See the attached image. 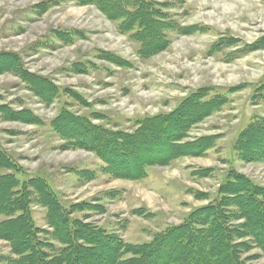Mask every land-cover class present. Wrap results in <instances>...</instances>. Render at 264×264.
I'll list each match as a JSON object with an SVG mask.
<instances>
[{"label":"rangeland","instance_id":"374dc122","mask_svg":"<svg viewBox=\"0 0 264 264\" xmlns=\"http://www.w3.org/2000/svg\"><path fill=\"white\" fill-rule=\"evenodd\" d=\"M143 1L171 27L169 45L145 58L140 43L120 32L122 20L112 21L94 3L0 0V58L16 60L3 70L0 59V151L17 164L21 180L45 179L67 209L97 206L73 217L132 244L149 242L210 204L232 171L264 186V161L246 162L235 149L241 132L264 116V0ZM33 77L56 89L39 94L28 81ZM201 90L208 99L230 98L186 140L212 136L214 147L149 167L140 180L107 175L96 154L72 146L53 127L68 111L132 133L143 119L171 113ZM32 210L35 224L51 230L47 209L34 203ZM7 255L11 247L0 239V256ZM244 256L264 264L256 247Z\"/></svg>","mask_w":264,"mask_h":264},{"label":"trees","instance_id":"16d2710c","mask_svg":"<svg viewBox=\"0 0 264 264\" xmlns=\"http://www.w3.org/2000/svg\"><path fill=\"white\" fill-rule=\"evenodd\" d=\"M86 1L96 4L112 21L122 20L120 32L130 33L140 43L142 58L169 45L166 30L171 27L158 19L153 5L143 0ZM6 56L0 58L3 70L12 69L16 61ZM17 68L19 64L13 70ZM28 81L41 95L47 89L51 95L56 89L44 78ZM259 97L264 105L263 91ZM229 99L227 95L208 99L206 90L194 92L173 112L143 119L132 133L110 130L68 111L60 114L53 127L72 146L96 154L105 163L107 175L140 180L149 167L206 155L216 138L186 141L190 130L220 111ZM235 149L246 162L264 161V116L257 115L241 132ZM16 171L17 164L0 151V216L5 218L0 221V239L9 243L12 254L0 256V264H252L256 258L244 255L254 247L264 257V186L243 174L230 172L213 201L193 210L181 225L156 233L149 242L132 244L73 217L74 211L96 205L67 209L45 179L21 180ZM88 178L92 180L95 174ZM34 203L47 209L51 230L35 224Z\"/></svg>","mask_w":264,"mask_h":264}]
</instances>
